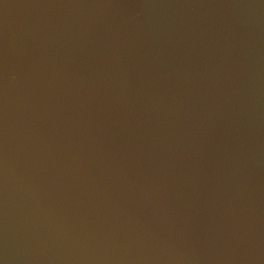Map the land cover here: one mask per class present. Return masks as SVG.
<instances>
[{
	"label": "water",
	"instance_id": "water-1",
	"mask_svg": "<svg viewBox=\"0 0 264 264\" xmlns=\"http://www.w3.org/2000/svg\"><path fill=\"white\" fill-rule=\"evenodd\" d=\"M0 264H264V0H0Z\"/></svg>",
	"mask_w": 264,
	"mask_h": 264
}]
</instances>
